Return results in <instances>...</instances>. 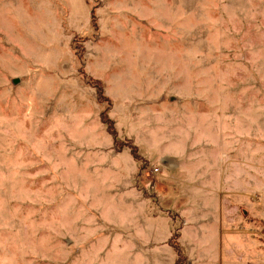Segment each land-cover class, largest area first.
Listing matches in <instances>:
<instances>
[{
  "label": "rangeland",
  "instance_id": "obj_1",
  "mask_svg": "<svg viewBox=\"0 0 264 264\" xmlns=\"http://www.w3.org/2000/svg\"><path fill=\"white\" fill-rule=\"evenodd\" d=\"M175 234L264 264V0H0V264H175Z\"/></svg>",
  "mask_w": 264,
  "mask_h": 264
},
{
  "label": "trees",
  "instance_id": "obj_2",
  "mask_svg": "<svg viewBox=\"0 0 264 264\" xmlns=\"http://www.w3.org/2000/svg\"><path fill=\"white\" fill-rule=\"evenodd\" d=\"M133 149H134L133 153H134L135 157L138 158L139 154H138L136 148H133ZM171 242L175 247V252L177 253V259L175 261V264H186L187 256H186V253H185L183 247L180 245V242L178 241L176 234H175V236L172 237Z\"/></svg>",
  "mask_w": 264,
  "mask_h": 264
},
{
  "label": "water",
  "instance_id": "obj_3",
  "mask_svg": "<svg viewBox=\"0 0 264 264\" xmlns=\"http://www.w3.org/2000/svg\"><path fill=\"white\" fill-rule=\"evenodd\" d=\"M16 82L18 81V79L15 80Z\"/></svg>",
  "mask_w": 264,
  "mask_h": 264
}]
</instances>
